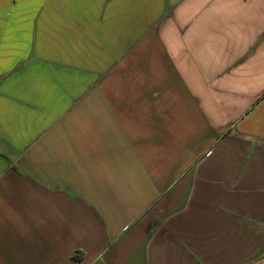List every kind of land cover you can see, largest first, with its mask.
I'll use <instances>...</instances> for the list:
<instances>
[{"label":"crops","instance_id":"obj_1","mask_svg":"<svg viewBox=\"0 0 264 264\" xmlns=\"http://www.w3.org/2000/svg\"><path fill=\"white\" fill-rule=\"evenodd\" d=\"M0 264H264V0H0Z\"/></svg>","mask_w":264,"mask_h":264},{"label":"trees","instance_id":"obj_2","mask_svg":"<svg viewBox=\"0 0 264 264\" xmlns=\"http://www.w3.org/2000/svg\"><path fill=\"white\" fill-rule=\"evenodd\" d=\"M76 253H78V251H76ZM80 258H81V256H79V255H74V259H75L76 261H79Z\"/></svg>","mask_w":264,"mask_h":264}]
</instances>
